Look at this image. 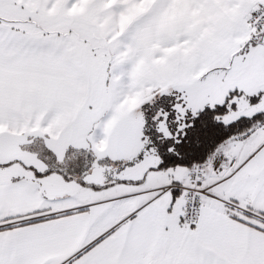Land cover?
<instances>
[{
	"label": "snow or ice",
	"instance_id": "snow-or-ice-1",
	"mask_svg": "<svg viewBox=\"0 0 264 264\" xmlns=\"http://www.w3.org/2000/svg\"><path fill=\"white\" fill-rule=\"evenodd\" d=\"M0 264H264V0H0Z\"/></svg>",
	"mask_w": 264,
	"mask_h": 264
}]
</instances>
